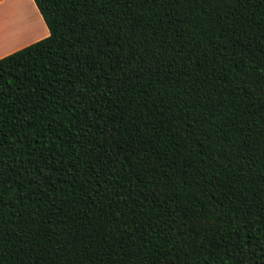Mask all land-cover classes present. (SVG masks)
Instances as JSON below:
<instances>
[{"label": "trees", "instance_id": "16d2710c", "mask_svg": "<svg viewBox=\"0 0 264 264\" xmlns=\"http://www.w3.org/2000/svg\"><path fill=\"white\" fill-rule=\"evenodd\" d=\"M0 58V264H264V0H33Z\"/></svg>", "mask_w": 264, "mask_h": 264}, {"label": "crops", "instance_id": "0c3cea01", "mask_svg": "<svg viewBox=\"0 0 264 264\" xmlns=\"http://www.w3.org/2000/svg\"><path fill=\"white\" fill-rule=\"evenodd\" d=\"M0 23V58L49 34L33 0H0Z\"/></svg>", "mask_w": 264, "mask_h": 264}, {"label": "bare ground", "instance_id": "6f19581e", "mask_svg": "<svg viewBox=\"0 0 264 264\" xmlns=\"http://www.w3.org/2000/svg\"><path fill=\"white\" fill-rule=\"evenodd\" d=\"M1 21H2V20H1ZM2 23L5 24L4 22H2ZM0 24H1V23H0ZM4 26H5V25H4ZM4 26H3V27H4ZM0 27H1V25H0ZM7 27H8V26H7ZM22 27H23V26H21V28H22ZM19 28H20V27H19ZM18 31H21V29H19ZM1 35H2V34H1ZM6 35H7V34H6ZM6 35H5V36H6ZM3 36H4V35H3ZM5 36H4V37H5ZM8 36H10V35H8ZM8 36H7V37H8ZM3 39H4V38H3ZM15 41H16V40H15ZM8 43H9V42H8Z\"/></svg>", "mask_w": 264, "mask_h": 264}]
</instances>
